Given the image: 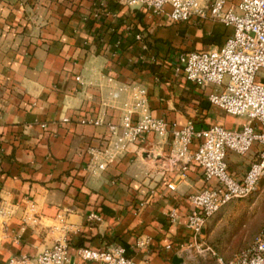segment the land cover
Wrapping results in <instances>:
<instances>
[{"label":"crops","instance_id":"crops-1","mask_svg":"<svg viewBox=\"0 0 264 264\" xmlns=\"http://www.w3.org/2000/svg\"><path fill=\"white\" fill-rule=\"evenodd\" d=\"M128 25L144 33L142 41ZM231 32L209 19L173 22L123 0H0V206L13 211L0 263L50 245L56 236L50 227L64 214L77 229L70 242L74 257L78 247L122 246L145 264H206L202 253L211 247L190 241L186 228L189 196L206 186L200 167L164 173L147 152L166 154L171 139L149 134L93 175L87 169L89 147L100 145L108 127L79 120L119 123L129 94L117 87L138 81L148 90L154 117L177 126L193 119L198 127L235 128V116L211 105L209 90L177 76L173 66L176 54L222 45ZM249 157L240 162L230 155L237 176L247 171L252 153ZM245 162L244 171L234 168ZM168 182L176 188L169 189ZM152 189L150 201L140 207ZM28 198L36 204L38 224L23 220ZM171 208L181 215L174 224L166 216ZM92 211L102 221L87 222ZM147 236L151 243L138 247V239Z\"/></svg>","mask_w":264,"mask_h":264},{"label":"built area","instance_id":"built-area-1","mask_svg":"<svg viewBox=\"0 0 264 264\" xmlns=\"http://www.w3.org/2000/svg\"><path fill=\"white\" fill-rule=\"evenodd\" d=\"M126 6L140 7L173 22L192 19L213 20L232 29L226 41L208 50L187 51L174 57V73L184 76L208 91V101L225 113L244 117L239 128L219 123L198 127L193 119L183 126L170 123L166 118L154 117L150 112L149 93L138 81L123 84L117 89L129 94V100L120 107V122H105L102 118H81L82 124H106L108 135L98 146L89 147L91 155L88 171L96 175L122 158L132 142H143L149 134L161 139L170 138V148L160 154V168L164 173H185L191 164L200 167L206 183L190 194V208L186 215L189 240L196 242L208 220L234 199L249 196L259 187L264 177V0H123ZM169 6L170 10H166ZM136 40L144 33L128 25ZM81 81L80 77H77ZM109 85L114 79L107 78ZM64 122L71 121L65 117ZM43 126H45L43 124ZM155 155V150H149ZM252 153L248 169L241 177L229 166L230 155L245 156ZM158 155V154H156ZM167 187L174 190L173 182ZM150 190L140 207L150 201ZM24 222L38 224L36 204L30 198ZM13 211L0 206V250L7 234L8 221ZM174 224L181 218L176 208L166 213ZM51 231L56 233L50 245L35 254L10 256L0 264H80L93 261L100 264H145L126 254L122 246L110 249L78 247L75 257L71 253V237L77 231L64 214L57 215ZM103 217L95 211L87 214V222H100ZM151 237L138 239V247H147ZM172 246L167 245L170 249ZM225 264V263H222ZM228 264H264V225L249 247L241 250Z\"/></svg>","mask_w":264,"mask_h":264},{"label":"rangeland","instance_id":"rangeland-1","mask_svg":"<svg viewBox=\"0 0 264 264\" xmlns=\"http://www.w3.org/2000/svg\"><path fill=\"white\" fill-rule=\"evenodd\" d=\"M235 118V128L245 120L244 117ZM249 156L250 154H233L232 158L241 162L246 158L248 160ZM234 168L242 172L247 168V162ZM263 225L264 177L256 191L245 198L230 201L208 220L201 240H204L211 250L202 253L204 263L207 261L206 264H228L237 253L249 247Z\"/></svg>","mask_w":264,"mask_h":264},{"label":"water","instance_id":"water-1","mask_svg":"<svg viewBox=\"0 0 264 264\" xmlns=\"http://www.w3.org/2000/svg\"><path fill=\"white\" fill-rule=\"evenodd\" d=\"M153 158L158 159L160 158V155H151ZM206 226L203 228L202 232L200 233V236L202 237L205 233Z\"/></svg>","mask_w":264,"mask_h":264}]
</instances>
